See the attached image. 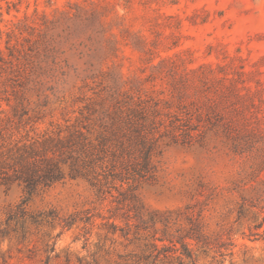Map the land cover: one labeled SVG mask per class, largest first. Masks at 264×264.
I'll use <instances>...</instances> for the list:
<instances>
[{
	"label": "rangeland",
	"instance_id": "obj_1",
	"mask_svg": "<svg viewBox=\"0 0 264 264\" xmlns=\"http://www.w3.org/2000/svg\"><path fill=\"white\" fill-rule=\"evenodd\" d=\"M36 11L37 18L45 14L55 22L52 35L63 67L43 91L27 93L31 116L42 118L37 133L68 121L92 125L93 111L117 92L173 99V109L179 102L212 98L218 113L213 122L220 124L202 143L164 148L156 175L138 193L151 209L198 204L206 209L211 231L230 234L221 252L192 245L196 256L183 264H264V213L253 208L236 222L241 198L229 191L232 181L251 177L254 162L245 164L233 154L224 129L230 123L236 131L251 125L262 141L259 148L264 143V0H0V29H13L19 20L35 18ZM0 50L6 52L5 36ZM203 74L212 80L201 83ZM231 84L253 99L252 116L223 95V86ZM2 89L0 105L10 111ZM260 152L255 163L264 157L263 147ZM260 180L264 172L247 188ZM23 197L18 185L0 188V264H180L179 253L170 260L146 259L138 242L109 233L107 220H92L98 213L108 217L111 205L96 202L86 181L68 180L37 193L30 212H54L56 220L29 224L24 231L15 222L6 224L8 208Z\"/></svg>",
	"mask_w": 264,
	"mask_h": 264
},
{
	"label": "trees",
	"instance_id": "obj_2",
	"mask_svg": "<svg viewBox=\"0 0 264 264\" xmlns=\"http://www.w3.org/2000/svg\"><path fill=\"white\" fill-rule=\"evenodd\" d=\"M37 17L36 11L35 18L25 17L6 32L0 29V40L5 36L6 49V52L0 50V87L7 94L5 101L10 107L7 111L0 105V188L18 185L24 192L23 199L8 208L6 224L15 222L24 231L29 224L40 226L55 221L54 212H30L33 197L56 184L83 180L92 186L96 202L103 205L109 201L111 205L108 217L98 213L92 220L93 217L107 220L109 233L138 242L147 254L146 259L163 256L170 260L179 253L175 259L183 264L184 259L194 260L196 256L192 245L205 252L225 249V239L230 240V234L222 229L210 230L204 207L187 204L177 209H151L138 193L141 185L156 175V159L162 156L164 148L202 143L219 123L213 122L218 117L217 104L211 103L214 100L208 97L191 104L179 102L173 109V99H153L141 91L136 95L117 92L99 110L93 111L96 117L92 125L83 120L68 121L67 125L52 124V129L37 133L35 124L42 118L31 116L26 106L27 93L43 91L48 80L55 81L57 73L63 70L57 41L52 35L55 22H50L45 14ZM199 69L192 73L198 76ZM211 80L204 74L199 77L201 83ZM223 87V95L232 96L247 109L249 116L254 114L256 107L249 94L242 95L234 84ZM224 127L233 154L245 164L254 162L251 177H240L229 187L231 193L236 192L241 198L236 209V222H239L250 209L264 213V180L249 188L255 196L245 195L249 191L247 186L257 182L259 174L264 172V157L255 163L264 143L259 148L262 141L251 125H245L241 131H236L234 123ZM62 222L66 226L71 224ZM262 227L261 223L255 228Z\"/></svg>",
	"mask_w": 264,
	"mask_h": 264
}]
</instances>
